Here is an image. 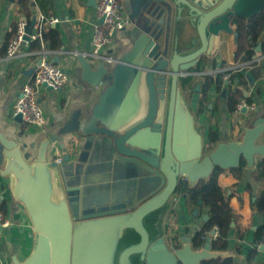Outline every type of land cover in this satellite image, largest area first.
<instances>
[{
	"label": "crops",
	"instance_id": "crops-1",
	"mask_svg": "<svg viewBox=\"0 0 264 264\" xmlns=\"http://www.w3.org/2000/svg\"><path fill=\"white\" fill-rule=\"evenodd\" d=\"M121 1L130 17V0ZM96 2L0 0V132L18 141L29 160L35 157L39 143L54 135L49 157L54 160L57 153L70 154L69 160L60 164L62 175L70 196L81 201L83 212H131L162 186L160 176L141 161L130 158L138 156L149 163L164 141L165 99L157 94L151 115L149 67L153 61L145 50L151 34L156 43L163 44L168 37L171 43L176 31L183 39L189 30H177L170 9L152 8L147 14L143 8L142 14L119 30L113 43L96 56L92 37L96 25L101 23ZM40 14H54L61 20L52 27L60 34L61 46L51 47L50 35L45 40L51 59L69 73V80L61 90H40L39 102L49 123L35 129L18 121L13 109L22 87L40 64L41 43L23 44L13 59L6 58L5 52L17 20L21 16L32 20ZM232 27V33L221 32L216 52L204 56L200 69L191 70V78L184 86L180 85L204 143L207 144L210 132L217 135L215 147L221 142L241 139L256 119L264 117L263 40L257 44L252 60L237 61V33L233 23ZM192 33L196 34L193 30ZM81 58L87 61L91 71L105 69L97 81L92 82L93 76L91 80L85 78ZM231 71L242 75L237 78L242 97L253 108L232 110L229 93L236 84L224 78ZM219 73H223L225 80L214 83L204 97L201 76L212 74L216 79ZM73 116L79 130L59 134ZM256 143L264 144V132ZM261 157L256 155L252 166L244 161L238 167L225 169L221 177L225 191L231 195L230 207L235 214L227 235V247L222 252L237 264H264V242L257 235L263 216L251 207L262 189V182L255 178L256 164ZM3 166L0 158V170ZM0 200L6 201L5 215L10 223L0 231V264H13V254L21 261L30 254L34 234L23 206L13 198L9 177L1 174ZM207 214V208L193 210L183 196L171 195L163 218L165 241L174 245L182 237L192 240L196 231L204 226ZM207 236L211 237L208 233Z\"/></svg>",
	"mask_w": 264,
	"mask_h": 264
},
{
	"label": "water",
	"instance_id": "water-1",
	"mask_svg": "<svg viewBox=\"0 0 264 264\" xmlns=\"http://www.w3.org/2000/svg\"><path fill=\"white\" fill-rule=\"evenodd\" d=\"M130 4L132 20L142 14L143 8L149 14L152 8L164 7L175 16L177 30H189L183 39L176 31L174 40L170 43L168 37L163 44L156 43L151 34L145 50L153 61L149 67L151 115L157 94L165 99L164 141L149 163L138 156L130 158L160 176L162 186L131 212L87 214L81 201L70 196L61 165L49 157L54 135L44 138L29 160L18 141L0 132V158L4 162L0 174L9 177L13 198L23 206L34 234L30 254L22 261L13 254V264H200L203 259L226 256L211 249V237L200 249L193 247L189 237L169 245L163 236V218L180 180H187L193 187L209 178L216 167H238L243 160L252 166L256 155L264 156V144L256 143L264 132V117L256 119L241 139L221 142L209 150L179 79L192 75L191 69L204 56L216 52L221 32L232 33L237 17L261 11L264 0H130ZM81 62L85 78H95L92 82L105 70L102 67L94 72L84 58ZM15 117L23 121L21 114ZM74 124L75 116L59 134L78 131ZM69 158L70 154L64 155V161ZM208 218L207 214L205 220Z\"/></svg>",
	"mask_w": 264,
	"mask_h": 264
},
{
	"label": "trees",
	"instance_id": "trees-1",
	"mask_svg": "<svg viewBox=\"0 0 264 264\" xmlns=\"http://www.w3.org/2000/svg\"><path fill=\"white\" fill-rule=\"evenodd\" d=\"M235 31L237 33V41L235 48V59L237 61L245 62L252 60L255 48L260 40H263L264 45V8L250 17H237L234 22ZM51 37L50 45L53 48L61 46V38L59 32L55 28H49L44 33V38L47 40L48 36ZM199 62L193 69L198 70L201 67L202 61ZM242 77L240 74L231 71L230 81L236 85L231 89L229 97L231 98V108L235 109V104L238 99L243 96V92L239 87L238 79ZM191 78L189 76L180 77L179 83L181 86ZM223 73H219L215 79L212 74H204L201 76L202 92L206 96L209 88L218 82L223 81ZM225 80V79H224ZM203 97V99H204ZM206 148L211 150L215 147L217 142V135L214 132L209 133ZM244 160L242 161V163ZM225 169L216 167L207 179H202L196 186H189L187 180H180L174 190L173 194L181 195L185 198L186 204L193 210L199 208H207L209 218L205 220L204 226L197 230L193 239L192 245L195 249H200L206 243L207 231L212 230L215 226L219 228L220 235L217 239L211 238V249L213 251L221 252L227 247V235L231 224L235 220V214L230 207V197L222 185L221 177ZM255 178L262 182V189L259 195L252 201L251 207L255 213L263 216V223L257 229V235L260 236L264 242V156H262L255 169ZM201 201V203H200ZM0 211L6 213V201L0 200ZM200 264H237L231 256H216L212 258L203 259Z\"/></svg>",
	"mask_w": 264,
	"mask_h": 264
},
{
	"label": "built area",
	"instance_id": "built-area-1",
	"mask_svg": "<svg viewBox=\"0 0 264 264\" xmlns=\"http://www.w3.org/2000/svg\"><path fill=\"white\" fill-rule=\"evenodd\" d=\"M97 16L102 23L96 25L92 37L93 53L96 56L106 47L110 46L116 33L123 29L132 20L125 12L124 4L121 0H97ZM60 18L54 14H40L35 19L29 20L21 16L16 23L14 34L9 40L5 57L13 59L16 57L20 47L30 45L34 41H40L41 60L33 77L22 87L19 97L16 99L13 115H22L23 121L35 129H41L48 125L49 119L40 105L39 92L43 88L61 90L69 80V73L51 59V51L46 44L44 33L47 29L55 27ZM111 60V58H108ZM224 78L230 81L231 73L225 74ZM249 105L245 98L238 99L235 111L240 112ZM58 164L64 162V155L57 153L54 159ZM9 220L5 213L0 211L1 228L9 226ZM213 231V232H212ZM212 239H217L220 235L219 228L215 226L207 231Z\"/></svg>",
	"mask_w": 264,
	"mask_h": 264
}]
</instances>
